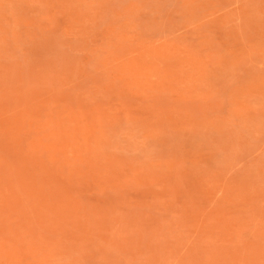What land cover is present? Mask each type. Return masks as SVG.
I'll return each instance as SVG.
<instances>
[{"label": "rangeland", "instance_id": "rangeland-1", "mask_svg": "<svg viewBox=\"0 0 264 264\" xmlns=\"http://www.w3.org/2000/svg\"><path fill=\"white\" fill-rule=\"evenodd\" d=\"M0 264H264V0H0Z\"/></svg>", "mask_w": 264, "mask_h": 264}]
</instances>
